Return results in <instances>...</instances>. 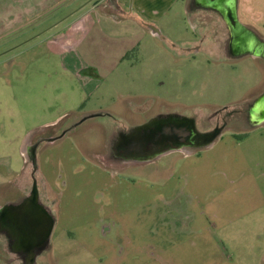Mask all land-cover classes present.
<instances>
[{
	"label": "rangeland",
	"instance_id": "rangeland-1",
	"mask_svg": "<svg viewBox=\"0 0 264 264\" xmlns=\"http://www.w3.org/2000/svg\"><path fill=\"white\" fill-rule=\"evenodd\" d=\"M52 1L0 0V207L35 185L54 222L31 253L0 230V264H264V123L247 117L264 93V58H229L224 23L210 12L196 20L180 0L160 23L167 39L140 37L120 63L129 28L92 11L102 35L63 37L90 0L37 7ZM235 14L264 43V0H236ZM197 46L194 60H177ZM178 94L181 104L160 98ZM175 113L217 131L215 142L144 162L113 152Z\"/></svg>",
	"mask_w": 264,
	"mask_h": 264
},
{
	"label": "crops",
	"instance_id": "crops-1",
	"mask_svg": "<svg viewBox=\"0 0 264 264\" xmlns=\"http://www.w3.org/2000/svg\"><path fill=\"white\" fill-rule=\"evenodd\" d=\"M63 1L67 3L69 0H53L52 3L48 6L41 5L43 9L39 5L37 7H39L41 10L48 11ZM84 1H87V0H81L80 3H83ZM178 1H180V0H149V1L137 0L136 5L134 7H132V9L130 11H127L125 6L123 5V3L121 1H117V0L116 1H114V0H90L86 4H84L82 7H80L77 11H75L77 13L83 12L82 16L80 18L76 19V21H74V23L72 25H70V27L64 33L61 34V36H63V37L64 36H67V37H69V36H72V37L80 36V37H78V39H81V41H82V40H85L90 35L96 36V32H100L102 35L103 30H101L99 28L98 21L93 20L91 15H90V13L92 11H99L102 15H104L106 17V21L108 23H110L112 26L118 27V28L119 27L122 28V27L126 26L127 28H129L131 30V36L130 35H129V37L126 36L125 39H123V40H128V43L130 42V44L126 48L121 49L120 52L116 53V55L117 54L119 55V58L121 57L119 62L123 63L122 54L123 53L125 54L127 52V50L129 49V47H131V46L133 47L135 45V43H134L135 40H138L140 37L142 38L145 35H148L150 38H152L154 36H158V37H161L163 40L167 39L164 31L162 30V27H164V25H165L163 23V20H164L163 17H165L167 15V12H169L172 9V7L174 6V4ZM188 1L189 0H185V1L183 0V2H185V10L187 11V13L189 11L194 12L196 20L197 19L199 20L200 18L204 17L205 12H210V13L214 14L213 9L202 6L196 0H190L191 2L194 3V9L189 10L188 5H190V4H188ZM74 8H75L74 6L68 7V9H74ZM87 8L90 10H88ZM86 9H87V11H90V12H84V11H86ZM23 10H25V11H27V13H29L31 10V7H29V8L27 7L26 9H23ZM76 16L77 15H75L74 17H76ZM161 22L163 23L162 24L163 26L160 24ZM95 28H97L98 30H96ZM101 35H98V36L101 38ZM111 35H113L117 39H118V37H122L118 33L117 30L111 32ZM194 42H197V41H194ZM63 43L64 42H59L56 44V46H58V45L63 46L64 45ZM184 44H186L188 46L190 44V41H188ZM199 50H200V46L193 47L191 49L186 48V49L180 50L179 52H176L177 53L176 58H177V60H181V62L185 59V57L186 58H192L194 60L195 57L199 54V52H200ZM60 53H62V52H60ZM63 53H64V51H63ZM227 56L229 58H232V57L235 58L237 55H231V54H229V51H228ZM87 65H88V67L92 66V67L98 68V69L105 68V66H103L101 64L87 63ZM160 84H163V83L161 82ZM263 96H264V93L262 95H259L258 98H262ZM160 98L166 102L167 101L174 102L173 104L183 103V96H181V94H178L175 97L160 96ZM173 116L179 117V115H177L176 113ZM56 121L48 122V123L54 124ZM255 121H259V119L258 120L256 119ZM263 123H264V120L263 121L260 120L257 125H259V124L261 125ZM56 124H59V123H56ZM206 132H208V131H206ZM26 138H28V137H26ZM215 140L213 141V143L215 142ZM23 144H24V142H22V144H20V148H22ZM174 152H169L165 155H169V154L174 153ZM19 154L22 158V166L20 168H17V167L8 168L9 169L8 172L15 175V176H18L19 175L18 173L22 174V171H24V168L26 166V163L22 157V151L19 152ZM162 156H164V155H162ZM162 156H160L159 158H161ZM157 159L158 158H156V160ZM170 170H171V168H170ZM167 172H168V169L166 170L165 173H167ZM263 175L264 174H262V176ZM263 180L264 179L262 178V181ZM15 184H16V182L14 183V185ZM16 188H18V187H16ZM22 192H23V195L18 201L11 202L9 205H7L3 208L0 207V230L5 235H7L9 238L12 235V237L10 238L12 245H14V243H16V244L20 243L23 246V249L25 250V249H27V247H26L27 242H24V239H22V238H21V241H19V237L23 233L25 234L27 232L26 224H25L27 222V220L31 219L32 221L37 222L38 219L29 208H21L30 196V194H29L30 191H29V193H27L28 190H24V191L22 190ZM40 203L42 204V202L37 200V204L40 205L44 210H46ZM46 212L50 215V213L47 210H46ZM50 217L52 218L51 215H50ZM40 220L42 221L41 218H40ZM52 220H53V218H52ZM53 224H54V222L52 223V227H53ZM39 225L40 224L38 223V227H39ZM3 237H5V236L3 235ZM35 247H37V246H35Z\"/></svg>",
	"mask_w": 264,
	"mask_h": 264
},
{
	"label": "water",
	"instance_id": "water-1",
	"mask_svg": "<svg viewBox=\"0 0 264 264\" xmlns=\"http://www.w3.org/2000/svg\"><path fill=\"white\" fill-rule=\"evenodd\" d=\"M196 1L204 7L221 11L226 26L233 36V43L242 49L240 53L264 58V43L259 41L252 32L245 29L236 18V0ZM259 101L260 103L264 101V96ZM258 119L259 121H263L264 114ZM217 135L218 133L215 130L209 133H199L192 119L172 115L154 119L148 124L136 128L129 135L118 138L113 152L124 160L151 161L153 158L181 150L183 147L198 148L209 146L216 139ZM37 198L38 194L34 185L29 198L21 207L29 208L32 212H38L44 225L42 235L40 236L41 233H38V222L30 219L25 223L27 232L23 233L21 237L24 239V242H27V252L30 253L33 247L39 246L48 240L53 223L52 218L46 210L37 204ZM39 236L41 239L37 243L35 241H38Z\"/></svg>",
	"mask_w": 264,
	"mask_h": 264
},
{
	"label": "flooded vegetation",
	"instance_id": "flooded-vegetation-1",
	"mask_svg": "<svg viewBox=\"0 0 264 264\" xmlns=\"http://www.w3.org/2000/svg\"><path fill=\"white\" fill-rule=\"evenodd\" d=\"M215 16H217L218 20H221L224 25L226 26V23L223 19V14L221 13L220 10L215 9L213 10ZM227 27V26H226ZM253 33V32H252ZM229 37L231 38L229 40L230 42V50H229V54L231 55H237V56H241L244 55L242 53H240L242 51L241 47H237V45L235 43H233V36L231 35V33L229 32ZM261 98H257L255 100H253L248 106H247V117H248V123L250 124V127H255L258 126L257 124L259 123V121H255L256 119L258 120V118L264 114V101H261L260 103V108L257 109L258 106V101ZM260 125V124H259ZM56 139V138H55ZM52 139V140H55ZM44 243L41 244V246H43ZM40 246V245H39ZM28 254V253H27Z\"/></svg>",
	"mask_w": 264,
	"mask_h": 264
},
{
	"label": "bare ground",
	"instance_id": "bare-ground-1",
	"mask_svg": "<svg viewBox=\"0 0 264 264\" xmlns=\"http://www.w3.org/2000/svg\"><path fill=\"white\" fill-rule=\"evenodd\" d=\"M259 108H260V101L258 102V106H257V109H259ZM27 149H28V139L26 138L25 142H24V144L22 146V151L26 153ZM33 214L37 217V219H38L37 222L40 224L39 227H38V233H41L40 234V236H41L42 235V229L44 227L43 222L40 220V215H39L38 212L34 211ZM40 236L38 237V241H35V242L39 243V240L41 239ZM21 238L22 237L20 236L19 237V241H21Z\"/></svg>",
	"mask_w": 264,
	"mask_h": 264
},
{
	"label": "trees",
	"instance_id": "trees-1",
	"mask_svg": "<svg viewBox=\"0 0 264 264\" xmlns=\"http://www.w3.org/2000/svg\"><path fill=\"white\" fill-rule=\"evenodd\" d=\"M241 136H243V135H241ZM236 137V136H235Z\"/></svg>",
	"mask_w": 264,
	"mask_h": 264
}]
</instances>
